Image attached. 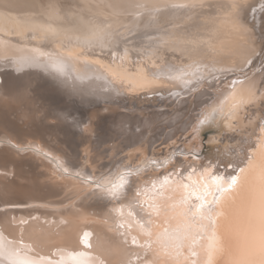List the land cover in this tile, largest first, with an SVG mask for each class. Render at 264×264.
Returning <instances> with one entry per match:
<instances>
[{
  "label": "bare ground",
  "instance_id": "obj_1",
  "mask_svg": "<svg viewBox=\"0 0 264 264\" xmlns=\"http://www.w3.org/2000/svg\"><path fill=\"white\" fill-rule=\"evenodd\" d=\"M157 1L173 7L165 9L173 22L138 26L120 10L128 6L127 0H0V103L19 106L24 100L18 96L26 90L28 95L34 85L51 92L55 87L70 100L54 107L46 100L37 108L40 97L33 88L28 97L25 94L22 110L14 112L17 118L8 115L0 121V135H5L0 139V154H7L0 160V264H223L219 256L208 254L213 221L217 231L224 224L215 213L230 210L234 201L238 206L239 187L228 189L231 177L243 181L254 165L264 161V54L257 56L261 48L255 39L264 24V0ZM33 58L39 64L32 63ZM55 60L68 66L67 76L41 66ZM197 67L202 77L198 83L188 76L185 79L192 83L186 87L184 80L176 78L179 69L191 73ZM233 81L244 82L235 95L230 87ZM177 91L191 92L186 113L201 106L199 118L185 114L182 107L166 125L150 127V135L134 131L164 119L165 111L149 110L160 107V102L142 99V94ZM118 92L128 97H119L117 106L140 110L141 115L132 111L114 115L110 130L121 147L143 151V160L93 161L99 170L87 167L89 174L84 175L101 174L96 182L66 174L65 170L81 169L78 156L83 147L73 152L46 131L39 135L25 131L36 127L33 121L39 117L56 121L55 128L67 136L82 137L74 130L82 131V122L70 121L67 109L72 104L74 109L77 101L85 108L113 99ZM209 94L212 99L203 98ZM125 100L129 103L123 105ZM144 101L153 104L142 106ZM209 108L213 133L204 142L206 154L187 156L190 149L201 150L205 140L200 120L209 115ZM22 118L29 126L23 125ZM190 128H195L194 142L185 147L174 142V150L161 155L148 152L153 140L169 143ZM208 128L204 127L207 132ZM162 157L168 160L164 169L142 167L146 160ZM110 165L111 170L103 171ZM132 166L140 173L129 174ZM68 189L72 196L52 192ZM96 200L104 206L95 208ZM201 203L214 209L211 220L196 213ZM83 204L80 216L70 213ZM161 205L167 210L157 211ZM176 235L188 238L173 246L178 242L170 238Z\"/></svg>",
  "mask_w": 264,
  "mask_h": 264
},
{
  "label": "rangeland",
  "instance_id": "obj_2",
  "mask_svg": "<svg viewBox=\"0 0 264 264\" xmlns=\"http://www.w3.org/2000/svg\"><path fill=\"white\" fill-rule=\"evenodd\" d=\"M127 2L129 3L128 6H125L124 8H121L120 10L123 11V12H125L127 14V16L133 18L134 24H137L138 26L156 27V26H163L165 23H168V22H173L172 18L168 16V12L165 11V9H167V8H173V7L169 6V5L162 4V3L158 2L157 0H127ZM196 19L194 18V21H197ZM184 23L185 22H183L181 24H184ZM255 39H257V41H259V43H260L261 50L257 54V56L260 57L262 54H264V24L262 25V27L260 28V30H258V37L256 35V38ZM249 41L251 43L253 41V38H250ZM257 72L258 71H255L254 73H257ZM225 78L226 77H223L222 79H225ZM221 87H223V86H221ZM33 88H34L33 93H35V96L37 94H39V96L37 95L38 97L37 96L36 97L37 98L40 97L39 98V101H38L39 104L35 105L36 107L37 106L38 107L39 106L41 107L42 106L41 105L42 104L41 102H44L45 101L44 103H47L48 101L46 102V100L52 101V107H54V106H56L58 104H60V105L61 104H66L67 102L70 101V100L68 101L69 98L65 97L59 91H56L57 89L55 87H52V92H51V91L44 90L43 87H40L39 85H34L33 87H30V90L28 88L29 94L32 93L30 91H32ZM216 89H217V87H216ZM209 91L212 92L213 90L212 89H209ZM25 92L27 93V90L24 91L23 94L21 93V95L18 96L19 98H22L23 97L22 99L24 101H25L24 98H27L28 95H29V94L27 95ZM49 93H51V94H49ZM25 94L27 95V97H25L26 96ZM184 94H185V96H184ZM190 94H191V92L184 93V92H180V91H177L175 93L174 92H171V93H168V94H165V95H162L161 92L142 94L140 96L142 99H149L150 101H153V99L156 98L157 101L160 102V104H161L160 107L159 106H157V107H151L152 109L149 108V110L153 111V110H155L157 108L156 110L165 111V114L163 116L164 119L162 118V121L158 122L157 124L151 122L150 126H146V128L137 127V128L134 129V131L136 133L143 132L144 133L143 137H146V136L150 135V132H149L150 127H154V126H159L160 127L161 125L162 126L163 125H166L170 121V119L172 117H174V115H175L174 113H175V110L177 108H182L183 107L185 109V114H187L186 112H190V110H189L191 108L190 107L191 106L190 105V102L193 99L192 95H190ZM180 95H182V96H180ZM119 97L120 98H125V97L127 98L128 95H126L123 92H120V93L118 92V93H116V96L113 99H108V98H105L104 100L101 99L99 102L94 103L95 106H94V104L84 105L85 108L84 107L83 108L81 107L82 104L79 103V101H77L78 103L75 101L74 106L77 103L76 107L73 109L72 108L73 107V104H72L71 105L72 107H70L72 109H70V108L67 109V114L69 115V120L70 121L82 122V124H81L82 131L80 130V128L79 129L78 128L77 129L74 128V130H78V131H80L82 133V137L81 136H77V135L76 136H73V135H75L73 133H72V136L71 137H70L69 134L67 136L66 133L61 132L62 131L61 128H55L54 123L56 121H54L53 119H52V121H48L46 119H45L46 121H44V119H41L40 120L39 117H35L36 119H34L37 122L36 121H33V123H34V125H36V127H33L31 130H25V131L31 132V133H33L35 135H37V134L39 135L40 133H44L46 131L45 133L47 135L52 134V139L53 138H56L57 141H59L61 144H63L66 149H68L70 151H73V152L75 150H77L78 148H80V147H81V149L84 148V151L82 150L83 151L82 154H80V156H78V157H80V162L82 163L81 169H78V172H76V171L71 172L69 170H65V171H67L66 174H69V172H70L73 175H75L74 177L81 178L84 181H88L90 183L96 182L99 179V177H100L101 174H98V175H96L94 177H91L89 175H87V177H86V175H84V173L86 174L89 171L87 169V167H89V169H93V170L95 169V171L96 170L97 171L99 170L97 168V166L95 167L94 162L96 164V162H99L102 159H104V160H113L114 162L117 161V160H120L121 162H124V163L125 162L127 163L128 161H136V162L139 161L140 162V161L143 160V151L139 150L136 147H135V149L134 148H131V146H130V148L129 147H127V148L121 147L118 143H115V142H117L116 141V137L113 135L112 131L110 130V126H111L110 121L112 119L115 120V116L114 115L118 116L120 114L119 116H121V115L126 114L128 112L131 113V111H132V114L133 115H136V114L137 115H141V111L140 110H135V109L134 110H128L127 108H122V110H124V111H122L117 106L118 103L120 102V98ZM212 97L213 96L211 94H209V95H205L203 98L207 100V99H212ZM176 98L178 100H176ZM163 99H164V101H163ZM174 100H176V102ZM24 101L23 102H19L20 103L19 106H17V105H9L8 103H0V121H2V120L5 121V119H6L5 116H8V115L12 119H16L17 116L14 114V112L15 113H19L22 110V107L23 106L21 107V104L23 105ZM150 101H149V104H148V102H145L144 101L141 105L144 106V105H147L148 104L149 106H151L153 103L150 102ZM167 102H168V104H167ZM174 102H175V104H174ZM101 103H104V104H101ZM124 103L128 104L129 102H128V100H125L123 102V105H126ZM206 105L211 106V103L208 102ZM106 106H108V107L106 108ZM116 106L118 108H116ZM185 106H187V107L185 108ZM92 107H93V109H92ZM95 107H96V109H95ZM37 108H31V109L35 111V110H37ZM100 109H101V112H99ZM106 109H108V110H106ZM210 109L211 108H209V115H207L205 119H202L204 121L203 123H201V126H200V131L202 132V134H203V131L202 130L204 129V127H207V126L209 127L208 128L209 129L208 130L209 131L208 132V135H211L210 132L213 133V131L211 129V125L212 124L210 125V123H211V118L210 117H211V113H212V111ZM95 110H97L98 112H95ZM114 110H116V111H114ZM125 110H126V112H125ZM200 110H201V106H196L195 107V110L193 109L191 111L192 114L189 113L187 115H190L191 117H193V119H197V118H199L198 117V114L200 113ZM118 111H119V113L116 114ZM120 111H122V112H120ZM114 112H116V113H114ZM94 113H95V115H94ZM142 113H144V112L142 111ZM96 115H98V116H96ZM109 115H110V117H108ZM143 115H145V113ZM111 116H112V118H111ZM149 116H150L149 114L145 115V117H147V118H150ZM22 119H20V121H22L23 125L26 127L28 125V123L24 119H23L24 121ZM50 122H52V124ZM94 125H96V126H94ZM84 127H86V129ZM53 128H55L57 130L54 131ZM143 130H145V131H143ZM38 131H40V132L38 133ZM54 132H55V134H54ZM20 133L22 135L26 134L24 132V130L23 131L20 130ZM194 134H195V128H190V130L187 133H185L184 135L180 136L181 139H180V137H176L175 139L173 138V141H170L169 143L164 142L162 138H158L156 140H153L154 141L153 146H150L148 148V152L150 151L149 152L150 154H152V153L155 152V153L161 155V152H162V154H164L167 151H173L174 149L172 148V146L175 145L174 142H177V146L182 144V146L185 147V145H188V143L194 142L196 140ZM202 134H201V138L203 136ZM3 136H5V135H0V139L1 138L3 139L4 138ZM177 138H178V140H177ZM143 139H145V138H142V141H144ZM182 139H183V141H182ZM207 140H208V138H206L205 141L201 140L202 145H201V148H200L201 150L200 151H197L195 149H190V152L187 153V156H192L194 154L197 158L203 157L206 154V150H207L206 149V146H205V143H206ZM63 141H65L67 144L65 142H63ZM6 142H4V143L5 144H9V141H6ZM83 142H84V144H86V146H83L82 145ZM90 144H92V146ZM67 145L69 146V148H68ZM169 145H170V147H169ZM90 146L91 147H95V148H92V149H94L93 151L91 150V147ZM95 149H97V150L95 151ZM170 149H173V150H170ZM178 150H180V149H178ZM112 154L113 155L115 154L116 157L113 158L114 156ZM6 155L7 154H0V160L4 161L6 159ZM81 155L84 158H82ZM49 157L51 158L52 156L49 155ZM50 158H48L47 160L50 163H52V159H50ZM148 160H146L147 161V165H144V164H143L144 166L142 165V167L144 169L147 168L148 170H150L152 167L153 168H156L157 167V169H161V168L164 169L163 167L165 165H168V160L166 158H163V157H162V159H159V160L158 159H148ZM148 163H150V164H148ZM84 165H86V166H84ZM12 168L13 167H9V169H11V172L13 173ZM110 168H111V165L108 168L103 169V171H106V170L109 171V170H111ZM131 168H132V170L128 169V171H129V174H132V176L133 175H136L137 173H140V171H141V170L134 171L135 168H136L135 166H132ZM138 168H141V166H139ZM82 171H83V173L81 174L80 172H82ZM123 171L126 172L125 170H123ZM1 172H2V170H0V173ZM147 173H145V174H147ZM87 174H89V172ZM11 176H13V175H11ZM96 177H98V178H96ZM96 187H98V186L96 185ZM70 191H71V189L66 190L65 193H63L61 190H59L58 192L57 191H52V192H53V194H55V193H62L61 194L62 197L64 196V194L66 196L68 195V197H69V195H71L70 194ZM48 193H49L48 197L50 198V196H51L50 199L52 200V195H50L51 193L49 191H48ZM50 199L46 198L47 201H50ZM93 202H96L95 204L98 205V206H95V208L96 207L97 208L102 207V205L104 206L103 203H98V200L93 201ZM99 204H101V205H99ZM83 206H85V204H83L80 208L71 211L70 213H72V214L74 213V214L80 216L81 213H82V211H83V209H84ZM140 206L143 207L144 204H140ZM92 207H94V205ZM91 213H93V210H91Z\"/></svg>",
  "mask_w": 264,
  "mask_h": 264
},
{
  "label": "snow or ice",
  "instance_id": "obj_3",
  "mask_svg": "<svg viewBox=\"0 0 264 264\" xmlns=\"http://www.w3.org/2000/svg\"><path fill=\"white\" fill-rule=\"evenodd\" d=\"M235 7V5H233ZM48 31H54L49 28ZM32 63L39 64V61L33 58ZM251 63V61H249ZM47 69L52 67L61 76H67V65L61 60H55L50 65H41ZM199 68L191 73L184 69L178 70L177 79L184 80L187 87L192 83L191 80H186L188 76H192L198 83L202 77L197 73ZM232 94L235 95L238 88L244 87L243 81H233L230 86ZM250 98L254 96L249 88ZM264 101V96L261 97ZM215 111V109H213ZM204 121L201 120L200 123ZM245 169H240L244 173ZM167 180V178H165ZM239 187L238 192V206L235 205L230 210H221L216 212L217 218H223L224 224L221 231L215 228L216 221H213V235L211 237L212 243L209 245V257L213 254L219 256L223 264H264V161L252 167L251 173L241 181L237 176L231 177L228 184V189ZM228 189H221V192L228 191ZM111 195H116L114 190H109ZM167 206L161 205L157 211H166ZM214 209H205L204 203L196 207V213L201 218L212 219ZM205 213L207 216L205 217ZM195 215V214H194ZM87 235V234H85ZM187 236H173L170 239L178 242L173 246H179V242L187 239ZM135 244L136 240L133 239ZM167 247L168 245L165 244ZM196 253L193 252L192 255ZM103 264V262H101Z\"/></svg>",
  "mask_w": 264,
  "mask_h": 264
},
{
  "label": "water",
  "instance_id": "obj_4",
  "mask_svg": "<svg viewBox=\"0 0 264 264\" xmlns=\"http://www.w3.org/2000/svg\"><path fill=\"white\" fill-rule=\"evenodd\" d=\"M207 135H208V132H207V130H206V129H204V131H203V137H204V140H206V138H207Z\"/></svg>",
  "mask_w": 264,
  "mask_h": 264
}]
</instances>
